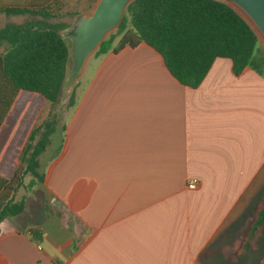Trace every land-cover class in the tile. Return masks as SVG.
I'll list each match as a JSON object with an SVG mask.
<instances>
[{
  "label": "crops",
  "instance_id": "crops-1",
  "mask_svg": "<svg viewBox=\"0 0 264 264\" xmlns=\"http://www.w3.org/2000/svg\"><path fill=\"white\" fill-rule=\"evenodd\" d=\"M93 3L0 0V27L71 28ZM94 59L42 181L51 200L0 223V264H264V227L238 254L264 194V69L220 57L192 88L145 42ZM17 139L0 132V167Z\"/></svg>",
  "mask_w": 264,
  "mask_h": 264
},
{
  "label": "trees",
  "instance_id": "trees-1",
  "mask_svg": "<svg viewBox=\"0 0 264 264\" xmlns=\"http://www.w3.org/2000/svg\"><path fill=\"white\" fill-rule=\"evenodd\" d=\"M69 27L30 21L0 27V44H8L0 53V132L17 135L19 144L28 136L23 148L16 146L4 154L0 167V223L24 211L25 202L16 201L13 195L25 176L44 180L38 171L39 158L51 142L57 118H48L38 127L35 123L43 105L58 102L65 88L69 48L62 31ZM141 42L159 52L170 73L192 88L202 83L220 57L232 61L235 74L248 66L259 72L264 69L257 33L222 0H134L95 55L116 53L127 46L134 48ZM75 98L73 88L68 107L74 105ZM263 227L264 194L238 254L250 248L253 237Z\"/></svg>",
  "mask_w": 264,
  "mask_h": 264
},
{
  "label": "water",
  "instance_id": "water-1",
  "mask_svg": "<svg viewBox=\"0 0 264 264\" xmlns=\"http://www.w3.org/2000/svg\"><path fill=\"white\" fill-rule=\"evenodd\" d=\"M134 0H97L89 13L80 14L71 28L62 33L69 48L66 91L84 73L88 59L95 54L109 33L123 20L127 6ZM233 7L264 41V0H222Z\"/></svg>",
  "mask_w": 264,
  "mask_h": 264
},
{
  "label": "rangeland",
  "instance_id": "rangeland-1",
  "mask_svg": "<svg viewBox=\"0 0 264 264\" xmlns=\"http://www.w3.org/2000/svg\"><path fill=\"white\" fill-rule=\"evenodd\" d=\"M97 0H94L93 6L90 8V12L94 8ZM117 40V39H116ZM117 42V41H116ZM259 50H264V41L259 37ZM7 45L6 42L0 45V51L4 49ZM3 53V52H0ZM96 55H92L85 66L83 75L80 77L78 82L72 87L70 91H66V87L63 89L58 102L51 104L46 102L44 108L39 117V123L43 124L48 118H57V126L51 136V142L47 146L46 150L40 155V166L39 173L45 175L48 172L51 163L56 160V158L64 150L67 143V132L64 125L67 123L69 117V107L68 100L75 88V91L80 90V87L85 84L86 77L95 65ZM86 70V71H85ZM14 199L24 200L27 206V211L25 214L18 217V221L21 224L26 222H33L41 219L42 208L44 204L51 200V195L44 183L39 178H34L30 175L25 176L24 184L19 187V189L14 193Z\"/></svg>",
  "mask_w": 264,
  "mask_h": 264
},
{
  "label": "built area",
  "instance_id": "built-area-1",
  "mask_svg": "<svg viewBox=\"0 0 264 264\" xmlns=\"http://www.w3.org/2000/svg\"><path fill=\"white\" fill-rule=\"evenodd\" d=\"M199 186V180L194 178V179H191L189 182H188V188L189 189H197Z\"/></svg>",
  "mask_w": 264,
  "mask_h": 264
}]
</instances>
